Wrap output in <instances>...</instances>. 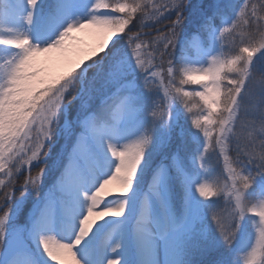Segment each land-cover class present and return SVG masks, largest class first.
I'll use <instances>...</instances> for the list:
<instances>
[{"label":"snow or ice","instance_id":"1","mask_svg":"<svg viewBox=\"0 0 264 264\" xmlns=\"http://www.w3.org/2000/svg\"><path fill=\"white\" fill-rule=\"evenodd\" d=\"M186 7L185 0H0V194L11 204L0 216V240L11 237L0 264H193L188 257L198 248L221 250L214 264H264V110L257 134L245 102L264 55V0H241L232 16L218 11L220 27L208 17L207 44L186 40L177 53ZM171 13V28L147 39V21ZM138 18L140 30L121 45L117 38ZM77 33L95 45L83 46ZM147 94L156 99L145 113ZM184 115L202 139L181 125ZM57 136L76 137L55 185L61 197L45 195L26 225L9 230L29 192L43 188ZM189 138L190 161L182 144L171 168H155L145 195L154 154ZM213 153L222 157L220 173L212 171ZM24 171L15 201L14 181ZM220 198L222 205L211 203ZM209 217L207 232L198 233ZM130 249L138 260L127 258ZM161 250L169 259H159Z\"/></svg>","mask_w":264,"mask_h":264},{"label":"trees","instance_id":"2","mask_svg":"<svg viewBox=\"0 0 264 264\" xmlns=\"http://www.w3.org/2000/svg\"><path fill=\"white\" fill-rule=\"evenodd\" d=\"M241 0H232L231 2H228L227 0H192L189 8L187 10L184 11V24L181 28V30L178 32L177 37H178V43H179V47L177 50V53L179 52L180 48L183 47L184 42L187 40L189 33L194 31V30H202L205 31L204 27H202L205 24L206 21V17L210 16V17H214L216 19V21H219L223 16H217L216 13L219 11L221 13H223L224 16H229L230 13L234 10V8L238 5V3ZM175 19V15L172 16H167L162 18V22H158L156 24H153L152 21H147L148 26H146L143 31L146 30H153L152 33H148L146 34V38L151 40L152 37L156 34H158L160 31H167L168 29L171 28L172 23ZM164 25H166L165 28H161ZM141 27V23H140V18L137 19L136 22H134V24L132 25V32L126 34L124 37H120L117 38L120 40L121 45H126V41L128 38V35L139 31ZM160 28L159 31H157V29ZM122 51L127 53L130 52V49L128 47H123ZM167 60L168 57L166 56L164 58L163 61V66L166 69L167 66ZM157 62L159 63V60H157ZM177 66L179 67V63L177 61ZM264 66V55H258V57L256 58L255 62H254V72H253V76L250 79L249 85L247 86L248 89L250 90V88H253V86L257 85L258 82L256 81L257 78L261 79V83L260 84H264V71H263V67ZM95 69H93L90 73H89V77L91 78V76L94 74ZM165 77H166V72H165ZM167 80V78H165ZM193 85H187L186 90H193L192 88H190ZM79 85H77V88L73 91V95H75L76 91L78 90ZM257 90H254L253 95L248 96L245 98V102L247 105V112H248V116L249 118H255L256 120V128H255V132L258 134L259 133V127H260V115L262 110H264V100H261L259 93H256ZM78 101L73 105L72 109V114H74V111L76 110L77 106H78ZM179 104V103H178ZM180 105V104H179ZM182 107V105H180ZM184 111V110H183ZM185 120V124L184 122H181V125L184 126L185 128L189 129L192 133H195L198 135V137H203V134L201 132H199L198 130H195L192 127L191 124V120L188 118V115H185V117H183ZM62 119V117H61ZM247 143V139L244 141L245 144ZM183 144V151L181 153L183 159L186 160H190L191 155L193 154V151L195 149V144H193L191 138H189L186 142H183L179 139H177L171 148L167 149L166 152V156L163 157L162 154H160L158 156V152H156L153 156V161H152V165L156 164V163H160L161 161H166V160H170L169 163L171 164L170 166H172V155L174 154V152L176 151L177 148H179L181 145ZM233 155V158H235V152L231 153ZM212 160H213V168L212 171L214 173H220L222 171V157L220 155H218L217 153H213L212 154ZM56 161V157L52 156L49 158L48 160V174L46 175L44 181H51L53 179V176L50 174L52 172L51 168L53 166V164H55ZM42 166V165H41ZM153 169V167H152ZM40 170V167L35 166L32 170V176H35L36 173ZM151 170V169H150ZM27 177V171L22 172L18 178L15 179L14 181V186L18 185V184H22L25 182V179ZM8 189H5V192ZM176 192L178 197L180 198V201L182 203V191L180 189L179 183H177L176 185ZM29 194H36V191L32 190L29 192ZM21 197V190H18L15 198H20ZM33 199H30V201H32ZM211 203L220 206L223 204V198L220 199H216L214 201H212ZM22 215H25L24 213H22ZM251 218H249L250 220ZM212 223L211 218L209 217L207 220H205L204 224H207L208 226ZM254 230V225L251 223L247 224L246 227V232L247 233H251ZM198 233H201L200 231H198ZM241 243V241L239 242V244ZM236 242V245H234V247L239 245ZM225 251H227L228 253V257L234 258L235 257V253L232 252L231 249H226ZM221 255V250L219 249H211V250H204V249H195L192 251L191 255L188 257V259H190L193 264H214V261H216Z\"/></svg>","mask_w":264,"mask_h":264},{"label":"rangeland","instance_id":"3","mask_svg":"<svg viewBox=\"0 0 264 264\" xmlns=\"http://www.w3.org/2000/svg\"><path fill=\"white\" fill-rule=\"evenodd\" d=\"M158 2L159 3H166V4H168L169 6H171L173 3H174V0H158ZM48 3H50L49 1H48ZM172 15H175V13H171V14H169L168 16H172ZM77 35H79V36H81L82 37V39H83V41H84V45L83 46H85V47H87V46H94L95 45V39L93 38V37H91V36H87V35H85V34H83V33H77ZM196 37V39L195 40H190L191 42H195V43H204V44H207V42L205 41L206 39L205 38H203V37H201L199 34H197V33H194V35L193 36H191L192 38L193 37ZM166 78H167V73H166ZM142 80H143V75L141 74V76H140V78H139V80L137 81L139 84H140V90L141 91H145V89H144V86H143V83H142ZM98 87H99V85H98ZM107 89H104V91H106ZM148 95V94H147ZM159 95H162V92L161 93H159ZM148 97H149V95H148ZM150 98V97H149ZM152 99H156V95H154V94H152L151 95V100ZM98 102V101H97ZM97 102H95V103H97ZM94 103V104H95ZM163 103V102H162ZM151 106H152V104H151V101L149 102V99L147 100V102H146V106H145V113H147V110L148 109H150L151 108ZM77 131H80V129H78ZM75 140H76V137H75ZM69 144V142H65V140L63 139V143L61 144V146H60V150H61V154H60V162L62 161L63 162V160H64V158H67L68 159V153L70 152V149H71V146H69L68 145ZM75 144V141H74V143H73V145ZM66 164H67V162H66ZM65 164V165H66ZM0 178H4V177H2V176H0ZM151 182H152V179H151V181H149L148 182V186H146V187H144L143 186V191H144V194L145 195H147L148 194V189H149V186L151 185ZM53 188L51 189V191H48L45 195H54V193H53ZM60 197H61V195H60ZM38 207V204L36 205V206H34L33 208H32V210L30 211V216H29V219H28V221H30V219H31V214L34 212V210L36 209ZM132 218L131 217H128V220L130 221ZM14 221H15V216H14V220H13V223H14ZM13 223L12 224H10L8 227H9V230L11 229V228H14L13 227ZM207 228L206 227H204V229H203V231H204V233H206L207 232ZM241 240L240 239H238L237 240V243L239 244V242H240ZM11 242V237H9L7 240H4L3 242H2V249H0V254H2V255H4V256H6L7 255V252H8V248L6 247V245L7 244H9ZM133 253H135V252H133ZM128 259H135V260H138L139 259V256H138V254H135V255H131L130 254V252H129V255H128V257H127ZM159 259L161 260V261H164V260H167V259H169V256L163 251V250H161V253H160V256H159Z\"/></svg>","mask_w":264,"mask_h":264}]
</instances>
